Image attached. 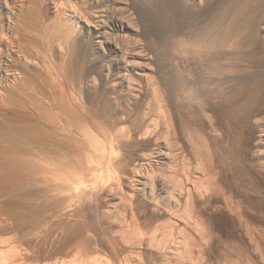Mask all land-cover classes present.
I'll list each match as a JSON object with an SVG mask.
<instances>
[{
	"label": "bare ground",
	"instance_id": "obj_1",
	"mask_svg": "<svg viewBox=\"0 0 264 264\" xmlns=\"http://www.w3.org/2000/svg\"><path fill=\"white\" fill-rule=\"evenodd\" d=\"M176 1L188 20L182 19L184 24L179 22L181 27L171 35L180 51L173 44L175 52L169 51L163 62H159L158 51L166 41L165 32L161 36V25L156 27L160 23L153 18L147 0H77L76 9L75 3L73 7L68 6L71 2L66 3L73 19L79 20L77 36L64 41L66 45L54 43L50 53L63 63L51 61L42 49L29 52L30 57L25 53L28 58L21 60L20 69L26 71L22 74L31 72L35 77H24L27 83L23 90V80L16 82L17 93L9 86V80L16 77L7 70L5 78L10 83L5 86L13 93L7 94L11 98H3L6 102L0 101V105L7 107L5 104H13L14 99L16 106L23 104L29 114L26 116L32 118L27 124L30 129H22L23 135L39 134L41 123L54 129L56 126L52 133L58 134L57 129L64 133L72 155L65 160L60 157L62 162H57L54 159L60 149L54 152L49 148L54 152L51 156L58 155L54 161H47L50 153L40 150L47 158L38 155L36 145L37 155L32 157L41 156L37 160L44 158L46 162L31 167L37 173L39 168L43 171L51 190L42 179L38 182L50 190L46 207L53 213L46 215L50 218L38 233L33 232L37 234L33 244H27L32 240L29 234L27 243L24 238L17 240L16 234L0 236V264H264V80L255 85L261 95L253 100L254 107L251 100L252 107L241 103L242 110L248 108L243 115H247L241 133L243 145L238 141L237 148L232 143L235 148L224 145L230 131L220 114L230 88L234 89L231 84L244 81L250 85L248 76L238 77V73L260 68L252 64L253 60H248L249 65L244 61L232 65L231 61L237 62L235 58L241 55H256L259 59L264 55V0H228L235 5L233 9L227 7L231 8V17L223 20L219 18L226 5L222 1L226 0ZM77 9L78 13L74 11ZM229 59L232 66L228 62L229 68H224L222 65L227 63L220 61ZM261 60L260 71L264 74V58ZM240 67L244 69L238 71ZM29 77L33 86H27ZM10 89L6 92L11 93ZM85 100L93 102L101 120L87 117ZM48 128H42L41 133ZM33 141L27 142L30 145ZM62 147L67 150V146ZM8 156L12 159H8L9 164L19 162ZM26 163L30 167L31 161ZM26 165L23 169L18 165L24 174L30 169ZM16 167L12 169L15 174L9 167L5 170L11 174L3 171L2 175H9V179L4 178L10 183L11 176L22 175L17 176L21 180L17 183L22 184L26 179L22 181L23 172L17 173ZM34 175H29L31 180L28 175L26 178L38 184V174L36 179ZM6 181H0V190L7 189Z\"/></svg>",
	"mask_w": 264,
	"mask_h": 264
},
{
	"label": "rangeland",
	"instance_id": "obj_2",
	"mask_svg": "<svg viewBox=\"0 0 264 264\" xmlns=\"http://www.w3.org/2000/svg\"><path fill=\"white\" fill-rule=\"evenodd\" d=\"M44 0H40V2H39V0H0V24H1V26H0V39H2V40H0V86L2 87H0L1 89V94H0V101H2V103L5 101V100H3V98L4 99H6V98H8L9 97V95H7V94H12L13 93V89L15 90V92L17 93V90L19 91V89H17L16 90V88H14V86L15 85H17L19 82H21L22 80V84H25V85H23L24 86V88H23V86H21L22 87V90L23 89H25L26 87V83H24V81H26V80H24L25 78H26V75H30V76H32V78H34L35 76H33V75H31V74H33V73H31V72H29V74H27V73H25V75L23 76V74H24V69L22 70V68L20 69V67H23L22 65H20V64H22V62L24 61V58L26 59V58H28L27 57V55L29 54V52H30V54H32L31 52L33 51V53L35 52V49H36V51H37V48L38 49H42V51L45 53V52H47L46 54V56H49L48 58H50V60L51 61H54L55 63L59 60V61H61L60 63H63V60L61 59H56V58H54V55L53 54H50V53H52L53 52V50H54V47L53 46H55L56 44H57V42H61V44H64V45H66V43L65 42H68V41H71L72 39H74L76 36H77V33H78V28H79V26L78 25H80V24H78L79 23V20L77 19H75V17H74V19H73V15L70 13V12H68L69 10H67V9H69V7H70V5H71V7H73L74 6V3H75V6H74V8L73 9H76L79 5H77V0H73V2L71 1V0H52V1H49V0H45L44 2H43ZM56 1V2H55ZM60 1H62L61 3H59ZM64 1H66V2H64ZM175 0H147V4H148V8H149V10H150V12H151V14H152V16H153V18L155 19V20H157V22H159L160 24H157L156 25V27L158 26V25H161V26H159V30L160 29H162V35L161 36H163L164 35V32H165V37L163 38V39H165L166 41H164L163 40V43H162V48L161 49H159L160 50V52L158 51V53H159V55L158 56H160L158 59H159V62H163V60L165 59V57H166V55H168L169 53H171V51H173V52H175V48H176V51H177V48H178V51H180V48H179V46H177V44H174L175 42H174V40H172L173 38L171 37V35L172 34H174V32L175 31H177V30H179V28L181 27V25H183L184 23H182V22H185L186 21V19L188 20V14L187 13H184L183 12V10L181 11V8L179 7V4H178V2L176 3V2H174ZM37 2V3H36ZM47 2L51 5V6H49L48 7V5L49 4H47ZM51 2V3H50ZM53 2H54V4H53ZM69 2H71L70 4H69ZM149 2V3H148ZM157 2V3H156ZM160 2V3H159ZM224 2V4H226V5H224V9L225 10H227L226 12V14H227V16L225 15V13H224V11H223V9L221 10V12H222V14L223 15H221L220 16V20H221V17H222V20L223 19H225L226 17L227 18H230L231 17V8L233 9V6L235 5V3L234 2H232V3H229L228 2V0H226V3H225V1H222V3ZM45 3H46V5H45ZM58 3V4H57ZM69 4L68 6H67V4ZM73 3V4H72ZM33 4V5H32ZM43 4V5H42ZM53 4V5H52ZM227 4L229 5V6H227ZM232 4V5H231ZM234 4V5H233ZM33 7H32V6ZM36 5V6H35ZM56 5V6H55ZM174 5V6H173ZM231 5V6H230ZM42 6V7H41ZM44 6H46V7H44ZM61 6V7H60ZM64 6V7H63ZM67 6V7H66ZM226 6V7H225ZM157 7V8H156ZM227 7H231V8H229V10L227 9ZM42 8H43V10H45V11H43L42 10ZM56 8V9H55ZM62 8V9H61ZM63 8H65V9H63ZM79 8V7H78ZM163 8V9H162ZM32 9V10H31ZM47 10V11H46ZM58 10V11H57ZM65 10V11H64ZM160 10V11H159ZM164 10V11H163ZM177 10V11H176ZM74 11H79L78 9L77 10H74ZM175 11V12H174ZM48 12V13H47ZM164 12V13H163ZM228 12H229V14H228ZM46 13V14H45ZM78 13V12H77ZM76 13V14H77ZM169 15H168V14ZM65 14V15H64ZM78 15V14H77ZM179 15V16H178ZM229 15V16H228ZM24 16V17H23ZM41 16V17H40ZM69 16V17H68ZM155 16V17H154ZM167 17V18H166ZM170 17V18H169ZM175 17V18H174ZM184 17H187V18H184ZM224 17V18H223ZM64 18H66V19H64ZM181 18V19H180ZM226 18V19H227ZM19 19V20H18ZM159 19V20H158ZM169 19V20H168ZM182 19H183V21H182ZM23 20V21H22ZM24 20H26V21H24ZM31 20V21H30ZM70 20V21H69ZM75 20V21H74ZM162 20V21H161ZM180 20V21H179ZM33 21V22H32ZM72 21H73V23H72ZM164 21H168V22H164ZM172 21V22H171ZM182 21V22H181ZM24 22V23H23ZM26 22V23H25ZM29 22V23H28ZM156 22V21H155ZM156 22V23H157ZM162 22V23H161ZM182 23L181 25H180V23ZM221 22H223V21H221ZM220 22V23H221ZM65 25H64V24ZM163 23H165L164 25H167V26H163L162 24ZM167 23V24H166ZM22 24V25H21ZM28 24H29V26H28ZM63 24V25H62ZM23 26V27H21V26ZM179 25H180V27H179ZM17 26V27H16ZM41 26V27H40ZM65 26V27H64ZM71 26V27H70ZM73 26V27H72ZM20 27V28H19ZM70 27V28H69ZM167 27V28H166ZM63 28V29H62ZM73 28V29H72ZM164 28V29H163ZM169 28V29H168ZM51 29V30H50ZM66 29V30H65ZM77 29V30H76ZM165 29H166V31H165ZM172 29V30H171ZM55 30V31H54ZM58 30V31H57ZM72 30V31H71ZM167 30H168V32H167ZM171 30V31H170ZM3 31V32H2ZM16 31V32H15ZM35 31V32H34ZM47 31V32H46ZM164 31V32H163ZM169 31H170V35H169ZM173 31V32H172ZM40 32V33H39ZM48 32H49V34H48ZM64 32H66V33H64ZM69 32V33H68ZM35 33V34H34ZM71 33V34H70ZM73 33V34H72ZM2 34V35H1ZM31 34V35H30ZM42 34V35H41ZM67 34V35H66ZM166 34H168V35H166ZM12 35V36H11ZM16 35V36H15ZM30 35V36H29ZM49 37H48V36ZM53 35V36H52ZM60 35V36H59ZM64 35V36H63ZM70 35V36H69ZM18 36V37H17ZM29 36V37H28ZM33 36V37H32ZM43 36V37H42ZM46 36V37H45ZM55 36V37H54ZM167 36V37H166ZM32 37V38H31ZM31 38V39H30ZM38 38V39H37ZM40 38V39H39ZM45 38H46V40H45ZM47 38H49V39H47ZM57 38L58 39H60V40H57ZM61 38H63V40L61 39ZM65 38V39H64ZM168 38H170V39H168ZM3 39H5V41L3 40ZM37 41H36V40ZM54 39V40H53ZM170 40V41H169ZM171 40H172V43H171ZM1 41H3V42H1ZM7 41H9V42H11V43H7ZM48 41V42H47ZM56 41V42H55ZM62 41H63V43H62ZM65 41V42H64ZM169 41V42H168ZM6 43V46L4 45L5 43ZM23 42H24V44H23ZM27 42H28V44H27ZM37 42H38V44H37ZM47 44H46V43ZM50 42H51V44H50ZM54 43H56V44H54ZM171 43V44H170ZM10 44V45H9ZM44 44V45H43ZM176 46L174 49H173V46L174 45ZM7 45H9V49L7 48ZM12 45V46H11ZM48 45V46H47ZM171 45V46H170ZM4 46H5V48H4ZM25 46H26V49H25ZM32 46V47H31ZM31 47V48H30ZM44 49H43V48ZM3 48V49H2ZM6 48H7V50H6ZM29 48V49H28ZM172 48V49H171ZM10 49H12V50H10ZM22 49V50H21ZM29 51H28V50ZM31 49V50H30ZM51 49H53V50H51ZM2 50V51H1ZM9 50V51H8ZM24 51V52H23ZM170 51V52H169ZM243 51V50H242ZM169 52V53H168ZM241 52V51H240ZM3 53V54H2ZM7 53V54H6ZM27 55H26V54ZM168 53V54H167ZM28 55L29 57L31 56V55ZM4 56V57H3ZM163 58H162V57ZM241 56L243 57L242 59H241ZM241 56H239V57H237V58H235L236 59V61L237 62H235V60L233 59H229V60H225V61H227V62H225L224 60H222V61H220V64H225V63H227V65H222V66H224V68H227L228 67V62L229 61H231V63H233L232 65H235V64H237V63H243L242 61H244V63H246V64H248L249 65V63H248V60H253L252 61V64L253 65H256V66H259L260 68H261V71H262V67H261V65L262 64H260L263 60H261L260 61V59H262V58H264V57H262V56H264L263 54H262V56H260L261 58L259 59V58H256V57H258V56H256V55H254L253 57H255V59L253 58V57H250V56H248V57H250V58H247V56H243V55H241ZM52 58V59H51ZM247 58V59H246ZM251 58H253V59H251ZM258 59V60H257ZM21 60H22V62H21ZM162 60V61H161ZM3 61V62H2ZM241 61V62H240ZM251 61H249V62H251ZM222 62V63H221ZM254 62V63H253ZM57 63H59V62H57ZM230 62H229V67H231L230 66V64H231ZM235 63V64H234ZM243 63V64H244ZM18 64L20 65L19 66V68H18ZM228 67V68H229ZM258 67V68H259ZM8 68V69H7ZM260 68L259 69H257L256 70V72H255V69L252 71H249V72H245V71H242V72H240V73H238L239 74V76H238V74H237V76L238 77H247L248 76V78L251 80V81H249V84L250 85H248V86H246L248 83H246V82H244V81H236L235 83L236 84H231V86L233 87L234 86V89H232V88H230V93L228 94L229 96V98H227L226 99V101H227V104H226V101H225V103H223L224 105L223 106H225L224 108H223V106H222V111H220V114H221V117H223L222 118V120H223V123H224V125H225V127H226V129H229V131H230V134H229V136L228 137H225L224 138V145L227 147L228 145V147L229 148H231V146H232V144L233 145H235V147L237 148V146H239L240 144V142H241V145H243L244 143H245V139H244V137L242 136L243 134H244V126L246 125V116H243V115H245V113H247L246 112V110L245 109H248L247 107L246 108H244L243 110L241 109L242 108V105H243V107H245V104H246V106H247V104H249L250 105V102L251 101H253V100H255V99H259L258 97H259V95H261V91H259L260 89H259V87H257L256 86V88H255V85L256 84H259V82H261L262 80H264V74H262V72L260 71ZM12 69V70H11ZM18 69H19V73H18ZM241 69L243 70L244 68H242V67H240V69L238 70V71H241ZM7 70H8V72H7ZM259 70V71H258ZM21 71V72H20ZM236 71V70H235ZM11 73L12 72V74H14L15 75V77H16V79L15 80H13V79H10L9 81L11 82V84H9L10 82H8V81H6V78H5V76H6V74L5 73ZM22 72H23V74H22ZM26 72V71H25ZM245 72V73H244ZM31 73V74H30ZM242 74V75H241ZM258 74V75H257ZM17 75V76H16ZM245 75V76H244ZM261 75V76H260ZM21 76H23V77H21ZM7 77V76H6ZM17 77H20V78H18V79H20L19 81H18V79H17ZM25 77V78H24ZM250 77H252V78H250ZM4 78V79H3ZM23 78V79H22ZM28 78V77H27ZM30 78V80H29V85L27 84V86H33L32 84V78L31 77H29ZM4 80V81H3ZM12 80V81H11ZM15 81V82H14ZM4 84H3V83ZM14 82V84H12ZM16 82H18V83H16ZM31 82V83H30ZM240 82V83H239ZM5 83H7L6 85H8L9 84V86L11 85V89L8 87V89H7V87L5 86ZM238 83V84H237ZM243 83H245V84H243ZM254 84V85H253ZM12 85H13V87H12ZM253 86V88H252V86ZM4 86V87H3ZM230 86V87H231ZM17 87V86H16ZM7 89L8 90V92H9V89L11 90L10 92L11 93H7L6 91L7 90H4V89ZM18 88V87H17ZM19 88H20V86H19ZM44 88V87H43ZM258 88V89H257ZM255 89V90H254ZM233 90V91H232ZM243 90H244V92H243ZM257 91V92H254V91ZM5 91V92H4ZM235 91V92H234ZM238 91V92H237ZM246 91V92H245ZM14 92V93H15ZM252 92V93H251ZM254 92V93H253ZM260 94H259V93ZM6 93V94H5ZM249 93H250V95H249ZM256 93V94H255ZM258 93V94H257ZM3 94H5L4 96H3ZM237 94V95H236ZM242 95V96H241ZM255 95V96H254ZM3 96V97H2ZM233 96V97H232ZM246 96V97H245ZM256 96H258V97H256ZM248 97H250V98H248ZM11 97H9L8 99H10ZM236 98V99H235ZM238 98V99H237ZM13 99V98H12ZM12 99H11V101H12ZM233 99V100H232ZM235 99V100H234ZM244 99V100H243ZM247 99V100H246ZM7 100V99H6ZM15 100V99H14ZM14 100L12 101L13 102V104L10 106V103L9 102H7L5 105L7 106V107H5L4 106V104L3 105H0V157H2V154L3 153H5V151H4V149H6V154H10L9 156H12V158L15 160V161H19V162H16V163H14V164H9L10 162L9 161H11L12 159L11 158H8V159H10L9 161H8V159L6 158L8 155H6V154H3V155H5L4 157H2V158H0V159H3L1 162H2V164H0V165H2L3 167L4 166H6L5 168H3L2 166V168L4 169V170H1V173H0V181H1V184H3V182L4 181H6V178L7 179H9V175H7L6 174V176L5 175H2V172L3 171H5V172H3L4 174L5 173H8V174H11L14 170H12L14 167H16L19 171L17 172V169L15 170L17 173H21V170L23 169V167H25V165L27 164L28 165V163H26V162H29V161H31V163H30V167H28L27 165V168L29 169V172H28V170H27V174H26V176L27 177H29V175H34V174H32V173H35V175L36 174H38V176H39V178H38V176H37V183L41 186V183L42 182H46L47 180H45V177L43 176V171L39 168V170L40 171H38V173H37V171H36V169L34 170V168L35 167H31V164H34V165H36V164H39L40 162L41 163H44V162H46V160L44 161V158H43V161H41L42 159V157L41 156H43V157H45V158H47V156H45V155H43L44 153H45V151L47 150L48 151V153H47V151H46V153L47 154H49L50 153V156L54 153V152H58L59 151V149H60V151L58 152V153H60V155L59 156H57L58 154L57 153H55L53 156H49L48 155V157H50V159L48 160L47 159V161H56L57 160V162H62L61 161V158H62V160H65L64 158H67L68 156H71L72 154V151H71V146L69 145V142H67V137L64 135L63 136V132H62V134H61V132L57 129V131H56V133L58 132V134H54V132L52 133V131H53V125L51 126H49V124H47L50 128H48V126H46V124H45V126H44V123L42 124H40V126L39 127H41L40 128V133H41V129L43 128H45V130L48 128V130L47 131H45L46 132V135L47 136H49L50 137V140H52V141H50L49 140V138L45 135V132L43 133H41V135H43L42 137H41V135H40V133L38 134H36L35 135V133H30L31 134V136H30V134L27 136L26 134L25 135H23V130L22 129H25L26 128V126H27V128L29 127L27 124H30V123H32L31 122V119L32 118H30V116H26V115H29V114H27V112H26V109L24 108V107H22V105L20 106V107H22L23 108V110L21 109V110H19L20 109V107L19 106H16L14 103H16L17 104V102L15 101L14 102ZM251 100V101H250ZM88 101V102H87ZM91 103H90V102ZM246 101V102H245ZM250 101V102H249ZM6 102V101H5ZM85 107H84V112L86 113V115H87V117L89 118V119H91V120H95V119H97V120H101L102 119V117H101V115L99 114V112L98 111H96V108L94 107V105H91L93 102L91 101V100H85ZM233 102V103H232ZM239 102V103H238ZM242 102H244V103H242ZM247 102H249V103H247ZM1 102H0V104H2ZM87 103H90V104H87ZM241 103H242V105H241ZM254 101L251 103L252 105H253V107H254ZM8 104V105H7ZM21 103H18V105H20ZM87 105V106H86ZM90 105H91V107L94 109L95 108V113H94V111H93V109L90 107ZM240 105V106H239ZM252 105H250L251 107H252ZM2 106V107H1ZM8 106H10V107H12V108H10L9 107V109H7L8 108ZM15 106V108H13ZM230 106H232L231 108H230ZM239 106V107H238ZM19 107V108H18ZM227 107H229V109L227 108ZM251 107H249L250 108V111H251ZM17 108V109H16ZM3 109H5V110H3ZM14 109V110H13ZM234 109H235V112H234ZM238 109V110H237ZM17 110V111H16ZM92 111V112H90V111ZM228 110H229V113H228ZM237 110V111H236ZM240 110V111H239ZM245 111V112H244ZM249 111V110H248ZM4 112V113H3ZM97 112V113H96ZM236 112H238V113H236ZM240 112V113H239ZM243 114H242V113ZM225 113V114H224ZM228 113V114H227ZM94 116V117H96V118H94L92 115ZM98 114V115H97ZM17 115V116H16ZM96 115V116H95ZM231 115V116H230ZM241 115V116H240ZM24 116V117H23ZM97 116H99V118L97 117ZM227 116V117H226ZM238 116V117H237ZM248 116H249V113H248ZM236 119H235V118ZM18 118V119H17ZM23 118V119H22ZM24 118H25V120H24ZM229 118V119H228ZM232 118V119H231ZM241 118V119H240ZM244 120H243V119ZM248 118V117H247ZM21 119L23 120V121H21ZM238 119V120H237ZM231 120V121H230ZM236 120V121H235ZM25 121H28L29 123H27V122H25ZM234 121V122H233ZM227 125H226V124ZM20 126H19V125ZM245 124V125H244ZM16 125V126H15ZM38 125H39V123H38ZM244 125V126H243ZM22 126H24V128L22 127ZM230 126V128H228ZM233 126V127H232ZM238 126V127H237ZM235 127V128H234ZM243 127V128H242ZM26 128V129H27ZM57 127L55 126V129H56ZM240 128V129H239ZM12 131H11V130ZM21 129V130H20ZM28 129H30V128H28ZM33 129V128H32ZM39 129V128H38ZM42 129V131H44ZM51 129H52V131H51ZM55 129H54V131H55ZM231 129V130H230ZM237 129V130H236ZM238 129H239V131H238ZM243 129V130H242ZM19 130V131H18ZM15 131V132H14ZM16 131H18V132H16ZM13 132H14V134H13ZM20 132H22V134H20V136H19V133ZM15 133H17V134H15ZM52 133V136L54 135V138H52V136H50V134ZM236 133V134H235ZM241 133H242V135H241ZM11 134H13V135H11ZM60 134V139H59V135ZM235 134V135H234ZM9 135V136H8ZM22 135V136H21ZM33 135L35 136V138L33 137ZM232 135V136H231ZM236 135H238V136H236ZM14 136V137H13ZM31 137V139H30V137ZM36 136H38V137H36ZM45 136V137H44ZM7 137H8V139H7ZM12 137H13V139H12ZM16 137V138H15ZM18 137V138H17ZM22 137V138H21ZM40 137V138H39ZM233 137V138H232ZM26 138H27V140H26ZM46 138V139H45ZM52 138V139H51ZM59 140V142L60 141H62V142H60V144H59V142H57L56 143V140L57 139ZM230 138V139H229ZM19 141H18V140ZM21 139H22V142H21ZM33 139H34V141H33ZM42 139V140H41ZM48 139V140H47ZM62 139V140H61ZM240 141H239V140ZM9 140V141H8ZM13 140V141H12ZM24 140H25V142H24ZM29 140L30 141H33V142H30V145H29ZM38 140H40L41 142H39L38 141V143L36 144V142ZM44 140H45V142H44ZM47 140V141H46ZM57 140V141H58ZM64 140H65V142H64ZM12 143H11V142ZM14 141H15V143H14ZM28 141V142H27ZM36 141V142H35ZM236 141V142H235ZM239 143H238V142ZM7 142H9V143H7ZM51 142V143H50ZM234 142V143H233ZM5 143H7V144H5ZM11 143V144H10ZM18 143V144H17ZM23 143H27L28 145H26V144H24V145H22ZM50 143V144H49ZM54 143H56V145L54 144V147H53V144ZM62 143V144H61ZM64 143V144H63ZM232 143V144H231ZM243 143V144H242ZM5 144V145H4ZM33 144H35V145H33ZM45 144V145H44ZM51 144H52V147H51ZM66 144H68V145H66ZM239 144V145H238ZM7 145V146H6ZM21 145V146H20ZM26 145V146H25ZM36 145H38L39 147H37ZM67 146V150L64 148V147H62V146ZM48 146V147H47ZM50 146V147H49ZM26 147V148H25ZM38 148V150L37 149H35V148ZM44 147V148H43ZM60 147V148H59ZM227 147V148H228ZM232 147H234V146H232ZM234 147V148H235ZM22 148H23V150H22ZM50 148V149H49ZM12 151H11V150ZM29 149H33V150H35V151H31V150H29ZM53 150L54 152H50L49 150ZM55 149H56V151H55ZM57 149H58V151H57ZM71 151V153H70V151ZM7 150H10V151H7ZM40 150L41 151H43L42 153L40 152ZM2 151H4V152H2ZM38 151V152H37ZM67 151H68V153H67ZM2 152V153H1ZM10 152V153H9ZM13 152H17V153H19V154H22V155H19V156H17V153H14L13 154ZM22 152V153H21ZM32 152H35V153H32ZM36 152L37 153H39L38 155H41V156H39V157H41L40 159H38L37 160V158H39V157H32V156H36L37 154H36ZM64 152V153H63ZM11 153H12V155H11ZM24 153H25V155H24ZM45 153V154H46ZM52 153V154H51ZM61 153H63V155H61ZM30 155V156H28V155ZM34 154H36V155H34ZM57 154V155H56ZM27 155V157L25 158V156ZM8 156V157H9ZM16 156V157H15ZM57 156V157H56ZM62 156H64V157H62ZM18 157V159H15V158H17ZM30 157H32V158H30ZM57 159H56V158ZM61 157V158H60ZM23 158V159H22ZM53 158H55L54 160H53ZM19 159H21V160H19ZM26 160V162H24L25 160ZM28 159H30V160H28ZM28 160V161H27ZM58 160H60V161H58ZM5 163H4V162ZM8 161V162H7ZM36 161V162H35ZM40 161V162H39ZM6 162H7V164H6ZM33 162V163H32ZM17 163H18V165L22 168L21 170H20V167L17 165ZM22 163V164H21ZM23 163H25V165H23ZM4 164H6V165H4ZM13 165H14V167H13ZM23 165V166H22ZM8 166V167H7ZM9 167H12V168H10V171H11V173H9L10 171H8V172H6V168H9ZM26 168V167H25ZM24 168V169H25ZM31 168H32V170H31ZM38 168V167H37ZM15 169V168H14ZM7 170H9V169H7ZM31 170V171H30ZM24 170H22V172H23ZM25 172H26V170H25ZM32 172V173H31ZM14 174H15V172H13ZM13 173H12V175H13ZM16 173V174H17ZM30 173V174H29ZM25 174H24V172H23V178H21L22 179V181H24V177H25V181L26 182H24V183H17V182H20L21 180H19L18 178H17V176H20V175H15V177L19 180H17V179H15V177H13V176H11L12 178V180H11V183L10 182H7V181H9V180H7L6 182L7 183H4V184H7V186H9V185H11V188H10V186L9 187H5V188H7V189H5V191L4 190H0V236H14L15 234H16V237L15 238H17V240L19 239L20 241L22 240L23 241V238H24V242L25 243H27L29 240V238H31L32 240H30L29 241V243H27V244H30V242H31V244H33V243H35V240H37V234L36 233H38L39 231L38 230H41V227H42V225L44 224L43 222H47L48 220H49V216L51 215V210H49V212H48V207H46V205H47V200H48V198L50 197V190H51V188H50V186L48 185V183L46 182L45 184H44V186L47 188V189H50V190H48L49 191V194H48V191H46V188L44 187L43 188V186H39L38 184H36L35 182H36V180H34V179H36V176L34 177V181L35 182H32V181H28L29 179L31 180V177L32 176H30L29 177V179L28 178H26V176H25ZM41 174V175H40ZM243 173H241V175H242ZM40 176H43V178L42 177H40ZM1 177L3 178V179H1ZM4 177H6V178H4ZM20 177H22V175L20 176ZM13 178H14V180H13ZM5 179V180H4ZM38 179H42V182L41 183H39L41 180H38ZM2 180H3V182H2ZM15 180H16V183H15ZM43 180H45V181H43ZM14 182V184H13V182ZM28 181V182H27ZM39 181V182H38ZM9 183V184H8ZM27 183H32V185L31 184H27ZM35 185H34V184ZM20 185V188H18L19 187V185H18V187L17 186H15V185ZM24 184V185H23ZM26 185V186H25ZM31 185V186H30ZM36 185H38L39 187H37ZM43 185V184H42ZM1 186V185H0ZM3 187V189H4V186L5 185H2ZM13 186V187H12ZM29 186V187H28ZM15 187L16 188H18L17 190H15ZM1 188V187H0ZM14 188V189H13ZM27 188V189H26ZM32 188V189H31ZM36 188V189H35ZM33 189H35V190H33ZM42 189V190H41ZM27 191V192H25V191ZM30 190V191H29ZM7 191V192H6ZM16 191V192H15ZM20 191H23L24 193H23V195H22V192L21 193H19ZM18 192V193H17ZM46 192V193H45ZM7 193V194H6ZM17 195H16V194ZM29 193V194H28ZM3 194V195H2ZM18 194H21V197L23 198H21ZM25 194H28L27 196L25 195ZM47 196H46V195ZM6 195V196H5ZM14 195V196H13ZM19 196V197H18ZM25 196V197H24ZM29 196V197H28ZM49 196V197H48ZM28 197V198H27ZM38 197H40L39 199H38ZM27 199V200H26ZM38 199V200H37ZM43 199H45V200H43ZM18 200H19V202H18ZM39 203H38V202ZM15 202H16V204H15ZM43 202V203H42ZM20 203V204H19ZM25 203H28L29 205H27V204H25ZM45 204V205H44ZM20 207H22V205L24 206V207H26V209L28 210H26L24 207H18V206ZM30 205H32L33 206V208H30V207H32V206H30ZM30 206V207H29ZM42 206L44 207V208H42ZM29 207V208H28ZM45 209V210H44ZM22 210V211H21ZM47 210V211H46ZM10 211H11V213H10ZM10 214H9V213ZM30 212V213H29ZM46 214H45V213ZM53 213V212H52ZM23 214V215H22ZM41 214H42V216H41ZM15 215V216H14ZM45 215V216H44ZM46 215H49V216H46ZM11 216V217H10ZM21 216V217H20ZM12 217H13V219H12ZM38 217V218H37ZM41 217V218H40ZM45 217V220L43 219V218ZM49 217V218H48ZM36 218V219H35ZM46 218H48V219H46ZM34 219V220H33ZM41 219V220H40ZM14 220V221H13ZM41 221H42V223H41ZM36 222H37V225L39 226H37L36 225ZM39 222V223H38ZM31 224V225H30ZM37 227L36 229L37 230H35V228L34 229H32L33 227ZM30 230H32L31 232H29ZM28 231V232H27ZM36 231V235L33 233V232H35ZM25 233V234H24ZM30 233H32V235H35V236H32V235H30ZM8 234V235H7ZM10 234H12V235H10ZM28 234H29V236H31V237H29L28 236ZM19 235V236H18ZM26 235H27V237H26ZM2 236V237H3ZM18 237H20V238H18ZM26 237V238H25ZM36 237V238H35ZM35 240H34V239ZM26 239H27V242H26ZM34 241V242H33ZM69 260H71V257L69 258Z\"/></svg>",
	"mask_w": 264,
	"mask_h": 264
}]
</instances>
